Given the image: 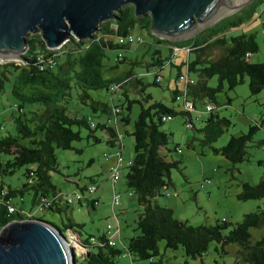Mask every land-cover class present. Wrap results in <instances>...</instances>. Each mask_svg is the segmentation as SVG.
Returning a JSON list of instances; mask_svg holds the SVG:
<instances>
[{"label":"trees","instance_id":"trees-1","mask_svg":"<svg viewBox=\"0 0 264 264\" xmlns=\"http://www.w3.org/2000/svg\"><path fill=\"white\" fill-rule=\"evenodd\" d=\"M254 3L255 1L236 14L221 19L197 36L190 38L191 40L184 46L186 49L191 48L190 53H197L194 61L188 60L186 63L189 75L193 72L199 74V79H194L195 84L189 87L190 98L194 101L196 111L198 100L204 101L206 108L207 105H213V110L208 112L209 117L205 127L207 132L211 131L214 126H219L217 134L208 137L206 142L215 141L223 133L222 126L228 127L231 124L230 120L220 118L216 114L217 108L214 105L217 103V93L223 89L225 82L232 90L244 83V78L248 77L252 95H258L264 91V62L253 63L251 61L252 55L259 50L255 35L242 34L230 38L227 36L229 31L240 28L253 18ZM117 15L116 19L100 24V30L95 34L94 40L74 39L65 44L57 56H53L55 53L47 48L40 34H31L27 38L29 49L24 55L25 62L9 61L0 67L3 68L0 72V88L3 87L4 82L10 80V76L15 77L16 87L13 94L21 101L17 107L20 111L19 116L15 118L17 135L0 139V153L12 156L6 161L0 157V174L12 176L18 169L32 166L25 173L29 183L21 188L14 189L1 184L0 192L6 191L13 204L15 197L21 196L23 199L25 192L31 191L33 206L39 207L41 200L45 198L51 200V206L43 210L63 211L57 208L59 199H62L63 195L60 196L61 193L57 191L51 178L52 172H59L56 150L73 149V143L82 140V129H87L88 138L92 137L96 142L100 140L95 132L98 129L106 131L110 136L108 143L116 146L119 143L121 147L120 151L106 155H111L108 158L114 159L113 165H115L116 155L121 153L125 163L124 135L117 129L118 117L123 113V107L113 104L110 108L105 103L95 101L91 98L90 91L107 90L110 92L114 84H122L118 94H122L128 100L127 110H131L133 103L139 102V100L131 101L128 97L126 86L134 80L133 75L128 74L121 78L106 80L102 75V67L105 50L125 47L115 43V38L130 34L136 26L150 30L151 17L149 15L136 17L133 5H125ZM192 40L194 42L191 43ZM68 46L74 49L64 54V49ZM212 47L224 50V54L217 60L206 59V52ZM248 53L251 55L247 59ZM39 55L44 60L54 57V66L41 71L36 58ZM65 65L68 67V73ZM152 65L165 67L160 56ZM178 69L179 77L183 74L182 66ZM158 76L162 77L159 72L156 74V79ZM215 76L218 77L219 84L215 88L210 87L208 81ZM135 79L136 84H143L141 79ZM161 83L155 82L156 85H161ZM74 88L80 91L81 102L90 106L94 113L99 110L103 113H112L114 107L121 108L122 112L114 115L116 128L111 125L105 126L104 123L107 121L96 122V126L93 127L89 118L69 115L66 104L72 99ZM178 94L180 91L174 90V102L180 101L177 100ZM146 100L151 101L153 97L149 94ZM26 105L31 106L29 110H26ZM183 109L169 107L161 101H154L148 107L141 104V112L131 133L135 140L134 156L129 159L132 165L127 167L125 165L126 168L122 169V177H125L126 186L135 193L140 207L137 220L139 234L129 239L124 245L125 249L119 248L117 243L115 246H110L106 232L101 236L90 235L85 240L81 239L83 246L91 249L82 256L86 264H117L116 259L125 253L140 260H151V264H156L154 259L160 255L159 242L162 240L165 241L167 249L182 247L188 259L202 258L212 243L220 247L219 249L217 246L216 249L222 255L226 253L227 245L239 244L241 250L238 253L239 260L236 264H264V238L252 242L250 233L252 228L264 226V210L246 214L240 223L229 229L231 224L227 221L211 226H193L188 221L176 218L171 208L157 202L156 198L162 195L164 187H168L169 190L171 188V170L180 166L177 161H167L162 153L169 139V135L162 130V125L175 116L183 115L186 118V125L193 124L195 128L194 112L187 111L185 105ZM164 116L172 118L163 121ZM122 122L128 124L130 117L124 116ZM257 129V126H251L247 133L231 137L226 146L213 148V151L223 155L234 164L243 162L248 155L247 144L252 141ZM261 146L263 148L264 140ZM113 183L115 186L117 182ZM91 185H96L98 191L96 182L89 186ZM89 186H84L81 193L88 191ZM242 188L243 191L238 196L241 200L264 198V180L254 186L246 182L242 183ZM114 191L116 192L115 189ZM51 192L53 196H50ZM93 199L98 200V205H100V199L92 197V200L87 201L90 206L94 208L98 206L95 205ZM16 207L18 211L14 214H9L6 207L0 208V231L12 221L28 218L24 215L25 208ZM32 218H34L33 214ZM50 224L61 229L55 224ZM64 227L65 230L80 235V231L76 230L77 225L71 219L64 223ZM92 236L99 238L100 244L93 245L90 242ZM187 263L185 261L184 264Z\"/></svg>","mask_w":264,"mask_h":264},{"label":"rangeland","instance_id":"rangeland-1","mask_svg":"<svg viewBox=\"0 0 264 264\" xmlns=\"http://www.w3.org/2000/svg\"><path fill=\"white\" fill-rule=\"evenodd\" d=\"M254 1L253 18L240 28L229 31L227 36L230 38L242 34L255 35L259 50L252 55L251 61L263 63L264 0ZM236 13L229 12V15L223 18ZM131 33L141 37L143 42L126 45L123 49L105 50L102 75L106 80L121 78L128 74L133 75L134 80L126 88L129 99L131 101L139 100V102L133 103L131 110H127L128 100L122 94L112 95L107 90L90 91V96L95 101L105 103L110 108L113 104L123 107V113L118 117V126L124 135L123 156L125 163L134 156L135 140L131 133L141 112V104L148 107L154 101H161L169 107L183 109L184 99L173 101V92L176 86L183 84L178 80V67L182 66V71L187 73V61H194L197 57V53H189L184 47L192 38L171 42L160 39L151 30L139 26H136ZM110 39L112 40V37ZM118 39V37L115 38V43H118ZM73 49L74 47L71 46L66 47L64 54ZM157 51L159 52L156 53ZM206 54V59L217 60L224 54V50L212 47ZM121 55L122 59H120ZM159 56L162 58L164 68H161V65H152ZM17 63L22 62L17 61ZM65 69L67 72L66 65ZM158 72L162 75L161 85L155 84ZM190 75L195 80L199 79L198 72H193ZM135 78L141 79L143 84H136ZM14 79L15 77L10 76V80L4 82L3 87L0 88V139L17 135L15 118L19 116L20 111L17 107L21 101L13 94L16 87ZM218 84L217 76L208 81L210 87L215 88ZM143 87L144 91H142ZM149 94L153 97L151 101L146 100ZM216 100L217 103L214 104L217 108L216 114L220 118H227L231 124L228 127L222 126L223 133L215 141L206 142L208 137L217 134L219 126H214L209 132L205 130L209 113L206 112V103L202 100L197 101V111L193 113L195 128L186 125V118L183 115L175 116L162 125V130L169 135L168 144L162 149V153L166 156L167 161H177L180 166L171 170V195L162 192V195L158 196L156 200L159 204L171 208L176 218L188 221L193 226H211L227 221L231 224L229 227L231 229L240 223L246 214L264 210V198L254 200L238 198L243 191L242 183L246 182L254 186L264 180V150L261 146L264 140V91L258 95H252L249 78L245 77L244 83L232 90L225 82L223 89L217 93ZM30 107V105H26V110H29ZM66 107L71 116L87 117L94 122L111 119V126L116 128L115 116L112 113H103L101 110L94 113L90 106L81 102L80 91L75 88L73 97ZM124 116L130 117L128 124L122 122ZM251 126H257L258 129L254 133L252 141L247 144L248 155L243 162L234 164L223 155L213 151V148L226 146L231 137L247 133ZM88 134L87 129H82V140L74 142L73 149L56 150L59 172H52L51 178L57 191L61 193L60 196L63 195L64 208L62 212L40 210L37 206H33L31 191L25 192L23 199L21 196L15 197L13 202L19 208H25L24 215L31 213L36 219L59 226L65 236L69 234V231L64 227V223L68 219L77 225L76 230L81 232L82 240L87 239L90 235L101 236L109 226L113 227V234L121 229V237L116 236L115 241L119 248L125 249L124 245L128 243L129 239L139 234L137 220L140 207L137 196L127 188L125 177H122L114 186L108 171V163L114 160L106 158L105 155L120 151L119 143L118 146L111 148L108 143L109 134L101 129L95 132L99 142H96L92 137L88 138ZM0 157L5 161L12 158L4 153H0ZM31 167L20 168L12 176L0 174V186L3 183L6 187L21 188L29 183L25 173ZM93 180L98 185V191L93 197H100V205L94 208L86 200L82 204L77 201L74 205L66 204L68 197H75L77 192H81L84 186L92 184ZM116 194L121 201L117 206L114 204ZM50 196H53V192L50 193ZM117 216L120 219V226ZM250 233L252 242L260 240L264 238V226L252 228ZM217 246L216 243H212L202 258L188 259L182 247L167 249L165 241L162 240L159 242L160 255L154 259V262L156 264H184L185 261L188 262L187 264H236L239 260L238 253L241 250V245H227L224 255L216 249ZM70 247L76 253V264H86L83 258L78 255L82 254L77 249L78 247L73 245ZM126 257L128 260L125 259ZM132 259L133 264H151V260H140L134 256L131 257L128 253L118 257L116 261L117 264H132Z\"/></svg>","mask_w":264,"mask_h":264},{"label":"water","instance_id":"water-1","mask_svg":"<svg viewBox=\"0 0 264 264\" xmlns=\"http://www.w3.org/2000/svg\"><path fill=\"white\" fill-rule=\"evenodd\" d=\"M251 2L235 6L236 0H0V59L24 63L31 34H40L50 50L74 39L94 40L100 24L116 19L125 5H133L136 17L149 15L150 30L158 38L178 42ZM0 264H76V253L61 229L41 219H18L0 231Z\"/></svg>","mask_w":264,"mask_h":264},{"label":"built area","instance_id":"built-area-1","mask_svg":"<svg viewBox=\"0 0 264 264\" xmlns=\"http://www.w3.org/2000/svg\"><path fill=\"white\" fill-rule=\"evenodd\" d=\"M118 44L122 45V46H126V45H133V44H140L143 42V39L141 37H137L135 35H133L132 33L125 35V36H119L118 37ZM55 54L53 56H57L60 52L62 51V47L56 50H52ZM187 51L190 53L191 52V48H187ZM251 54L248 53L247 54V59L249 58ZM38 59V65H39V69L41 71L45 70L47 67H53L55 64V59L54 57L51 58H47V60H44L40 55L36 57ZM120 59H122V55L120 56ZM7 62L9 61H5L3 59H0V67H3ZM178 80L180 82H183L186 84V88L183 91H180V94L177 95V100L182 101L184 99V105H185V109L189 112H195L196 111V107L194 104V101L190 98L189 95V87L193 86L195 84V80L188 74V73H184L181 74L178 77ZM156 81L158 83L162 82V77L158 76ZM121 85L122 84H114L111 88V93L112 95L116 94L119 92V89H121ZM213 105H207L206 111L207 112H211L213 110ZM122 112V109L119 107H114L112 109V113L113 115H117L120 114ZM172 117L171 116H164L163 117V121H167L170 120ZM110 121L111 119H109L107 122H105V126H110ZM91 125L93 127L96 126V122L92 121ZM188 126L193 127V124H188ZM263 150H264V146H263ZM106 158L111 157V155H105ZM117 157V162L115 165H113L110 168V176L113 180V182H118L122 179V169L126 168L127 166H131L132 165V161L129 160L126 164L124 163V159L121 155V153H118L116 155ZM126 165V167H125ZM87 193H81V192H77L75 197H68L66 199V202L68 205H74L77 202H83V201H88L89 199L92 200V197L94 195V193L97 191V186L96 185H91L88 187L87 189ZM163 192L166 195H171V192L169 190L168 187H164ZM177 194V193H176ZM94 200V199H93ZM95 201V205H98V200H94ZM120 198L119 196L116 194L115 199H114V204L115 206L120 205ZM51 206V200L48 199H42L41 200V204L38 207L40 210H43L44 208H49ZM1 207H6L7 211L9 212V214H14L18 211V208L12 203V199L8 197V193L6 191H1L0 192V208ZM26 217L28 218H32V214L31 213H26L25 214ZM118 220V225L120 226V219L117 217ZM121 229H118V231L113 234V227L109 226L107 231H106V237L108 240V244L110 246H115L116 245V241H115V237L118 236L120 234ZM68 238V244L69 246H74V247H78L77 249L84 255L87 252H89L91 249H88L86 247L83 246L82 242H81V237L80 235H77L75 233H73L72 231H69V234L67 236ZM99 238L92 236L90 239V242L93 245H97L100 244V241L98 240ZM71 248V247H70Z\"/></svg>","mask_w":264,"mask_h":264},{"label":"crops","instance_id":"crops-1","mask_svg":"<svg viewBox=\"0 0 264 264\" xmlns=\"http://www.w3.org/2000/svg\"><path fill=\"white\" fill-rule=\"evenodd\" d=\"M16 62V61H15ZM2 69L3 68H0V72L2 71ZM183 72V71H182ZM181 83H183V82H181ZM186 88V84L185 83H183L182 84V86H176V89L175 90H177V91H183L184 89ZM183 89V90H182ZM181 105V104H180ZM119 124V123H118ZM117 129H118V131L120 130L119 129V126H117ZM109 139H110V136H109ZM108 139V140H109ZM110 144V147L111 148H114V147H116V145L115 144H113V143H109ZM123 149H124V144H123ZM115 153V152H114ZM114 160V159H113ZM115 163V160L114 161H111V162H109L108 163V171H110V168L113 166V164ZM94 182H95V180H94ZM96 198H98V199H100V197L98 196V197H96ZM59 204H58V209H61V210H63V200L62 199H59V202H58ZM68 207V206H67ZM105 233V232H104ZM103 233V234H104ZM79 234H80V237L82 236V234H81V232H79ZM102 234V235H103ZM119 237H121V231H120V234H119ZM126 260H128V257H126L125 258ZM132 261V264H133V260H131Z\"/></svg>","mask_w":264,"mask_h":264},{"label":"bare ground","instance_id":"bare-ground-1","mask_svg":"<svg viewBox=\"0 0 264 264\" xmlns=\"http://www.w3.org/2000/svg\"><path fill=\"white\" fill-rule=\"evenodd\" d=\"M244 1H246V0H236V4H241V3H243ZM229 12H231V11H228V12H226V13H229ZM106 120V119H105Z\"/></svg>","mask_w":264,"mask_h":264}]
</instances>
